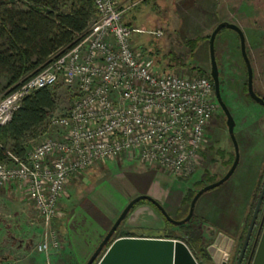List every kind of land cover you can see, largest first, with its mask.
I'll return each mask as SVG.
<instances>
[{"label": "built area", "instance_id": "2783aa9c", "mask_svg": "<svg viewBox=\"0 0 264 264\" xmlns=\"http://www.w3.org/2000/svg\"><path fill=\"white\" fill-rule=\"evenodd\" d=\"M93 1L97 16L88 28L0 100L1 126L37 89L63 86L72 98L65 113L50 114L39 142L23 155L8 150L0 163V187H24L43 221L42 253L63 248L55 222L75 176L123 160L188 176L220 107L212 78L159 74L135 47V34L161 37V30L129 25L121 0Z\"/></svg>", "mask_w": 264, "mask_h": 264}, {"label": "rangeland", "instance_id": "374dc122", "mask_svg": "<svg viewBox=\"0 0 264 264\" xmlns=\"http://www.w3.org/2000/svg\"><path fill=\"white\" fill-rule=\"evenodd\" d=\"M210 1L212 3V6H207V8H211L210 10L208 9V11H211L212 15H209V13L206 14L204 10H200V14L193 13V16H189V13L185 11L182 12L180 8L174 9L173 6L165 10V1L163 2L164 4L162 6L157 7L156 9L152 8V11H154L155 13L160 12L159 17L162 21H165V11L170 12L172 8V11H176L175 14H173L174 18L179 19V17H182L183 19V16L184 20L188 17L192 18L191 27L194 28L196 31L192 29L193 31H191L190 33L192 35H199L196 37L192 35H185L186 31H183L180 27H177L178 30L177 28H175V26L177 25L175 22L172 24H168V26H172V29L169 28L172 33L168 34L169 37H165L164 23L162 24V26L164 27V35H162L161 38L154 39L153 37H151L149 39H145L147 43L152 41L150 48L153 52L151 55H149V57H151L153 62H159L160 60H162V57L165 52L168 53L170 50H173L176 55H179L180 58H184V60L190 64L191 69L184 68V70H182V68L180 71L173 70L170 72L184 73L187 75H201L197 70H192L191 65L193 64L194 67H198L211 75L210 36L213 30L221 21H230L239 25L243 30H246V32L248 33L247 51L254 71V89L259 95L264 97L263 0ZM155 2L156 0L151 1L152 4H154ZM261 2L263 3L261 5H258ZM147 9H149V12L151 11V5L149 3L137 7L136 9H132L131 11L126 10L124 19L126 21H131L133 17L137 16V12L147 14ZM203 9L205 8L203 7ZM211 17L212 21L208 23V19ZM158 23L159 21L152 22L150 24L156 27L159 26ZM259 32L261 36L259 34V37H255L258 35ZM190 38L201 39V41L197 42L196 44H192V49H194V55L192 57L194 58L190 56L191 51L189 52V47L185 44ZM134 42L135 47L141 46V43H143L141 35L135 34ZM215 48L216 58L219 66L222 98L230 109L236 121L235 133L240 150L239 170L243 169V166L247 163L252 166L253 162H257L259 160L263 162V166L261 167V181L257 187V190L255 191V195H260L261 189L264 184V156L263 152L257 154L254 157L248 156L247 146L249 145V143H252L253 140L256 139V137L247 135L245 133V128L251 126V122L253 123L252 127L256 131L260 128L259 126L264 127V106L256 102L249 95L247 84L248 73L241 54V46L238 34L234 30L226 28L217 36ZM8 90L9 88L7 87V79L4 76L0 75V100L8 93ZM71 105L72 98L69 90L63 86L57 85L55 109L50 113H65ZM226 120V114L220 106L219 110L215 113L214 117L210 122L207 131V136L203 144V148L199 154L195 169L190 175L185 177L173 176L174 182L176 183H174L175 187H179V189H185L186 187L188 194V191L191 193L193 192V190H197L199 181H203L204 183H208L211 180L217 181L226 174V172L229 170L231 162L236 156L234 143L229 134ZM45 131L46 127H42V129L39 130L37 134H33L31 137H29V139H27L25 142L27 148H31L34 144L39 142L40 139H42V135L45 133ZM107 163L98 164L93 168L87 169L86 171L82 172L81 174H78L71 180L68 186V196L65 202L62 204V207L60 206L62 215L59 219H62L59 221L57 218V221L55 222V228L60 231L62 241L64 234L63 230H66L64 228L65 223L66 228L67 223L69 227V223L71 222V220L77 218L75 217L76 215L80 219L78 220L81 221L79 224H82L84 227H94L95 225H97L99 228H102L101 231L103 232V234L101 238L97 241V244L93 248L91 254L87 256V259L82 264H86V262L97 249L109 229L112 227V225L119 217L123 209L128 205V203L133 198L139 196L138 194L131 196V198L128 199L126 204L120 208L117 206L111 207L112 200L106 196H112L113 198L119 199L120 202L125 203V199L122 198L123 191L118 188L119 185L116 183L115 180L117 178V174L124 173L128 170L129 166H132V168H134L135 166H144L141 162H137V160L133 162L123 160L120 161V163L111 164L110 166L112 167L109 166L110 175H103L100 171H94L92 172L90 177L84 178L85 180L83 179V177L85 175H88L89 172H91L94 168H100V170L102 169L101 171L105 170L103 166ZM91 177L96 180H93ZM81 182H83L84 185L81 184ZM225 183L213 189H210L198 199L195 209L196 214L201 205L207 200H209V198L214 194V192L225 186ZM123 190L126 191V189ZM103 193H105L106 195ZM173 197H176V192ZM254 198L257 197L254 196L253 200ZM157 201L159 202V200ZM254 202L256 203V199L255 201H252L253 205ZM145 203L147 202L140 201L131 209L129 216H127V218L123 221V223L115 233L114 238L121 236L122 233H125L127 231H130L131 234H134L135 236H152L167 238L165 237L167 221L166 226L164 228H154L152 226L154 225L155 221L148 218V216H150L148 214L151 213L152 210H145V215L147 217L144 216V213L142 211L140 213L139 210H137V207ZM161 205L164 207L162 203ZM185 206L186 207L184 208V210L180 208L178 209L177 207L171 208V217L176 220L183 219L186 216L187 204ZM153 208L156 212L158 211L154 206ZM252 210L253 208L251 206L250 213L246 220V224L243 227V230L245 229L244 237L248 224L250 223L252 217ZM263 211L264 203L262 205L261 214L259 215L258 222L262 217ZM133 212H136L135 217L133 218L139 220L138 227H129L127 225V221L129 220ZM93 213L98 216L99 220L102 222H100L99 224H97L96 222H91V217H94L92 216ZM63 221L64 225H61L63 224ZM76 222L77 219L74 223ZM205 228V240L207 244H210L214 239L213 236L215 235V231L208 230L206 225ZM45 230L46 229L44 228L43 221L33 204L28 199L27 191L24 187H22L20 184L0 187V264H23L26 263L27 260H31L34 257L40 256L41 254L45 256V264H54L52 260V255L54 254V251L50 253H42L36 250V246L44 238V233L46 232ZM175 231L181 232L180 228L178 227L175 229ZM242 241H240L241 244ZM104 251L105 248L96 260L97 262ZM70 259L67 261V264H79L77 263L75 258H72V260ZM200 261L202 262V264H215L212 259H205L204 261L200 259ZM41 262L43 264V261ZM59 262V264H63L61 261ZM231 262H235L234 256H232ZM37 264H40V261H38Z\"/></svg>", "mask_w": 264, "mask_h": 264}, {"label": "trees", "instance_id": "16d2710c", "mask_svg": "<svg viewBox=\"0 0 264 264\" xmlns=\"http://www.w3.org/2000/svg\"><path fill=\"white\" fill-rule=\"evenodd\" d=\"M96 16L97 10L93 0H0V75L7 79L8 93L26 78L37 73L57 51L69 46L78 34L88 28ZM142 34L149 36L148 38H158L149 32ZM199 41H201L200 38H190L185 43L189 47V52L191 51V57L194 55L192 44ZM151 43L152 41L148 43L143 41L142 47L137 48L143 54L147 49L152 54ZM159 62L164 64L161 69H158L159 74L190 68V64L184 58L176 55L173 50L164 54ZM191 66L192 70H197L201 75L211 78V75L206 71L194 67L193 64ZM56 88L57 86H49L35 90L24 99L12 119L7 124L0 126V163L7 160L8 150L19 155L26 152L28 149L25 145L26 140L45 126L50 112L55 109ZM209 182L199 181L197 190H193L191 193L188 191L186 216L197 191ZM255 196L257 198H254L253 201L256 199L257 203L259 195ZM256 203L252 204V215ZM177 227L181 232L175 231ZM205 229V222L195 212L188 222L181 225L167 221L165 237L185 241L199 263L202 264L200 259L203 261L211 259L207 250ZM244 230L238 234L241 239H243ZM121 236L135 235L127 231ZM111 242L112 240L107 247Z\"/></svg>", "mask_w": 264, "mask_h": 264}, {"label": "crops", "instance_id": "0c3cea01", "mask_svg": "<svg viewBox=\"0 0 264 264\" xmlns=\"http://www.w3.org/2000/svg\"><path fill=\"white\" fill-rule=\"evenodd\" d=\"M151 1L152 0H121L122 5L128 7L127 11H131L132 9H136L137 7L146 5L148 3L151 5L150 12L149 9H147V14L137 12V16L133 17L131 21L126 22L131 26H137V28L146 30H161L162 32L164 30L162 24L165 23V37H169L168 34L172 33L169 29H172V26H168V24L176 22L177 25L175 26V28L180 27L183 31H186L185 35L191 36L192 34L190 32L193 31L192 29H194L191 27L192 18L188 17L185 18V20L184 16L183 19L182 17H179V19L174 18L173 14H175L176 11H172L173 8H180L182 12L185 11L189 13V16H193V13L200 14V10H204L206 14L209 13V15H212V12L208 11V9L210 10L211 8H207V6H212L210 0H196V2L195 0H156L154 4H152ZM164 1L165 10L167 8H170L171 6H173V8L170 12L165 11V21H162L159 17L160 12L155 13L154 11H152V8L156 9L157 7L162 6L164 4ZM203 7L205 9H203ZM158 21L159 26L154 27L152 24H150L152 22ZM208 21V23H210L212 21V17L209 18ZM139 35H141V39L143 41H145V39H149V36H146L145 34ZM198 35L199 34H193L192 36L196 37ZM142 51H144V49H142ZM144 53L146 59L150 61L157 70L161 69L164 66L163 62H153L151 57H149L151 53L150 51H148V49L144 51ZM252 126L253 123L251 122V126L245 128V133L247 135L256 137V139H254L253 142L249 143V145L247 146L248 156L254 157L262 152L264 156V127L259 126L260 128L256 131ZM115 163H120V161H112L105 164L103 166L105 170L103 171H101L102 169L100 170V168H98L99 170L94 168L91 172H89L88 175H85L83 179L90 177V175L94 171H100L103 175H110L109 166ZM142 164L144 166H135L134 168H132V166H129L127 171H125L124 173L117 174V178L115 181L119 185L118 188L123 191L122 198L125 199V203H122L119 199L113 198L112 196L103 193L112 200L111 207H123L128 201V199L131 198V196L137 194H147L155 198L156 200H159V202L164 205L165 209L169 214H171L170 209L173 207H177L178 209L180 208L184 210V208L186 207L185 205L187 198V188L185 187V189H179V187H175L173 175L168 174L164 171L162 172L157 167H150L144 163ZM262 166L263 162L261 160L253 162L252 166L247 163L243 166V169L241 170H239L240 168L238 165L234 174L224 184L225 186L214 192V194L209 198V200H207L201 205L197 212V215L203 220V222H205V225L208 230H214L215 233L223 231L231 236H238V234L242 232L243 227L246 224L247 217L250 213L253 197L255 196V191L257 190V187L261 181ZM81 184H83V182H81ZM122 188L126 189V191H124ZM175 192L176 197L174 198L173 195L175 194ZM65 200L66 199L61 201V207ZM92 216L94 217H91V222H96L97 224L102 222L94 213L92 214ZM75 217L77 218L71 220V222L69 223V227L68 223L67 228L66 223L65 227L63 226L66 229L63 230L64 248L59 251H54V254L52 255V260L54 264H59V261H61L63 264H67V261L70 258V260H72V258H75V260L79 264L84 263L87 259V256L91 254L93 248L97 244V241L101 238L103 234V232L101 231L102 228H99L97 225H95L94 227H84L82 224H79L81 221H79L80 219L78 218V216L76 215ZM61 219L58 218L59 221ZM76 219L77 222L74 223ZM62 223L63 224L61 225H64V221ZM38 261H40V264H42L41 261H43V264H45V256L41 254L40 256L34 257L31 260H27L26 263L23 264H37Z\"/></svg>", "mask_w": 264, "mask_h": 264}, {"label": "water", "instance_id": "95a60500", "mask_svg": "<svg viewBox=\"0 0 264 264\" xmlns=\"http://www.w3.org/2000/svg\"><path fill=\"white\" fill-rule=\"evenodd\" d=\"M224 28L234 30L240 37L242 56L246 63L248 72L249 95L262 106H264V97L259 95L254 89V71L247 52L246 38L243 29L239 25L230 21H221L213 30L210 36V57L212 63L211 77L215 84L218 102L224 110V113L226 114L228 131L234 143L236 156L233 164L226 172V174L219 180L207 184L197 191L191 201L187 216L181 220H176L171 217V215L161 205V203L150 195L142 194L133 198L123 209L119 217L116 219L97 249L86 262V264H94L103 249L107 247L111 240V244L106 248L96 264H200L186 242L181 239L152 236H120L114 238V236L123 221L127 218V216H129L131 209L140 201L147 202L137 207V210H139L140 213L142 211L144 213V216H146V209H150L153 211L148 214L150 215L148 216V218L155 221L153 226L150 225L154 228H164L166 226V221L172 222L176 225H181L188 222L194 215L198 199L210 189H213L225 183L236 171L240 162L239 144L235 133L236 121L230 109L222 98L219 66L216 58L215 48L216 38L220 31ZM263 203L264 184L257 200L256 207L253 212L250 225L236 264H242L245 258L254 227L259 220V215L261 214ZM153 206L160 212L161 215L158 211H155ZM135 213L136 212H133L129 220L127 221V225L129 227L139 226V220L133 218L135 217ZM236 237L237 236L226 234L223 231L215 233L212 243L208 244L207 246V250L215 264H232L231 258L232 256H234L235 258L239 246V242L237 241ZM247 264H264V211L260 219L259 228Z\"/></svg>", "mask_w": 264, "mask_h": 264}, {"label": "flooded vegetation", "instance_id": "af4514ba", "mask_svg": "<svg viewBox=\"0 0 264 264\" xmlns=\"http://www.w3.org/2000/svg\"><path fill=\"white\" fill-rule=\"evenodd\" d=\"M258 1H261V0H258ZM263 2H264V0H263ZM263 2H261V3L258 4V5H261ZM258 23H259V22H258ZM259 29H260V28H259ZM243 31H244V34H245V38H246V46H247L248 33L246 32V30H243ZM263 31H264V30H263ZM259 34H260V32H259L258 35L255 36V37H259ZM260 36H261V34H260ZM238 37H239V35H238ZM263 37H264V32H263ZM239 42H240V37H239ZM240 46H241V43H240ZM247 52H248V51H247ZM241 54H242V51H241ZM248 55H249V54H248ZM242 57H243V56H242ZM243 60H244V58H243ZM244 63H245V61H244ZM245 66H246V63H245ZM246 69H247V66H246ZM211 70H212V63H211ZM247 73H248V72H247ZM247 80H248V78H247ZM247 84H248V82H247ZM251 218H252V217H251ZM250 221H251V220H250ZM259 222H260V221H259ZM259 222H257L256 225H255V227H254V230H253V233H252V237H251V239H250V244H249V247H248V249H247V252H246V255H245V258H244L242 264H247V261H248V258H249V256H250V253H251V250H252V246H253V243H254V240H255V237H256V234H257L258 228H259ZM249 225H250V223L248 224V227H247V230H246V234H247V231H248ZM246 234H245V236H246ZM243 237H244V236H243ZM236 239H237V241L239 242V246H238V251H237V253H236V255H235V262L232 263V264H236V263H237L238 256H239V253H240V250H241V247H242V245H243V242H244L245 237H244L243 241H242L241 238H239V236H237ZM240 241H242V244L240 243Z\"/></svg>", "mask_w": 264, "mask_h": 264}, {"label": "bare ground", "instance_id": "6f19581e", "mask_svg": "<svg viewBox=\"0 0 264 264\" xmlns=\"http://www.w3.org/2000/svg\"><path fill=\"white\" fill-rule=\"evenodd\" d=\"M260 223V222H259Z\"/></svg>", "mask_w": 264, "mask_h": 264}]
</instances>
